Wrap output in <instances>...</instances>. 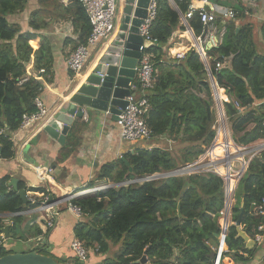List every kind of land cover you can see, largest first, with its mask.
Here are the masks:
<instances>
[{
    "label": "trees",
    "instance_id": "1",
    "mask_svg": "<svg viewBox=\"0 0 264 264\" xmlns=\"http://www.w3.org/2000/svg\"><path fill=\"white\" fill-rule=\"evenodd\" d=\"M50 1L41 0V4ZM52 1L54 12L63 9L64 14L71 15L77 29L81 30L74 48L87 44L92 27L80 0ZM175 3L181 14L188 13L190 0H176ZM27 4L28 0H0L2 160L15 158L16 149L11 133L18 130L23 115L37 111L35 99L43 90L37 75L44 70L43 75L50 77L54 64L51 43L37 33L45 26L38 20V13L31 15L29 24L35 32L23 31L8 19L22 14ZM181 22L188 32L191 33L193 29L196 36L205 29L198 12L187 23L169 0H157V15L150 33L158 42L146 48V53L153 57L156 71L154 86L147 96L150 103L147 122L153 133L148 140L150 148L137 149L123 159L105 165L100 171L99 180L111 179L112 182L122 183L176 171L180 166L197 161L205 152L207 156L203 157H208L209 151L205 147L209 148L215 138L217 147L222 144L225 147L223 152L226 150L224 153L230 155L241 151L240 146L249 147L264 141V56L258 52L254 42L253 26L246 25L237 31L233 25L224 24L226 32L222 45L208 52V62L218 86L225 90L229 98L223 108L221 99L216 97L219 110L216 134V130L212 129L217 121L216 103L204 62L194 49L182 60L168 56L176 36L186 31ZM174 48L171 51L173 56L180 46ZM229 59L230 66H225ZM218 62L224 64L223 69H216ZM134 84L136 92L141 94L142 84L138 78ZM228 121L235 143L230 137ZM174 144L179 149L174 150ZM234 163L244 166L242 160H237L212 169L225 173ZM225 178L229 184L233 183L231 176ZM9 182L8 177L0 178V240L9 219L10 239L23 242L29 234L32 235L30 239L42 238L41 243L46 241L42 243L44 249L33 251L53 257L49 250L51 230L47 227V219L42 218L38 223L36 217L28 219L22 215L30 208L41 207L43 201L30 200L24 204L17 192L9 187ZM93 185L91 183L90 187ZM25 186L24 182L20 183L19 190L26 189ZM42 193L45 196L49 194L45 190ZM234 199L235 204L231 196L228 199V194L226 198L224 180L213 173L183 175L112 188L71 202L81 209L84 216L75 225L74 238L81 241L89 253L93 251L106 256L100 264H142L145 254L146 264H214L219 248L217 236L222 234L220 219L226 203L227 209L222 219L224 230L230 226L225 224L230 214L233 224L225 240L229 251L224 253L223 258L230 256L239 264H248L259 248L246 249L245 241L238 237L235 223L243 207V230L254 239L258 227L264 222L262 217L252 214L253 205L264 201V150L250 161ZM24 224L25 230L22 229ZM113 247L118 249L115 255L110 256ZM71 251L74 258L61 259L59 263L87 264L78 260L72 248ZM8 254L13 253L0 245V257Z\"/></svg>",
    "mask_w": 264,
    "mask_h": 264
},
{
    "label": "crops",
    "instance_id": "2",
    "mask_svg": "<svg viewBox=\"0 0 264 264\" xmlns=\"http://www.w3.org/2000/svg\"><path fill=\"white\" fill-rule=\"evenodd\" d=\"M208 2L210 7H224L235 12L234 19L227 21L221 19L220 23L222 25H233L237 31L246 25H252V34L257 50L264 56V0H208ZM122 3L123 0H118V15ZM170 3L175 5L174 8L180 14L181 11L174 1L170 0ZM53 5L52 0L44 5L41 4V0H29V4L22 14L8 18L11 23L19 25L23 31L35 32L29 24L31 15L38 13V20L45 25L37 33L44 36L51 43L54 64L50 77H46L40 72L37 75V80L43 84V90L39 97L48 108L49 113L54 111L59 100L69 90L72 82L78 78L79 80L83 79L82 75L74 77L67 65V59L79 41L81 30L77 29L76 22L71 15L64 14L63 9L54 12ZM45 6H48L47 8L50 11ZM181 23L184 25L183 22ZM185 28L184 33L176 36L174 47L180 46V48L174 56L179 53L187 54L194 48L193 36L196 34L191 27V33L188 32L186 26ZM187 33H189L188 36H185ZM99 47L100 44L93 50L92 55ZM174 47L170 49L171 55V51L175 49ZM184 48L187 49L184 50ZM230 60L226 61L225 66H230ZM90 62L91 58L85 70ZM224 96L227 101L228 96L225 94ZM39 125L29 131L12 133L16 149L15 158L12 160L0 159V178L8 177L10 181L11 179H17L19 184L24 182L28 198L32 202L37 200L44 202L45 198L49 196H54L56 200H60L70 193L81 192L89 188L91 183L95 185L97 182H112L111 179H98L100 171L105 165L117 162L128 154L135 153L137 149L150 148V145L146 142L133 143L125 141L122 138L119 126L110 113L96 112L90 115L89 118L79 121L80 131L72 148H60L55 141L41 134V125ZM227 125L230 137L234 142L229 121ZM28 144H32V146L27 150ZM261 145L262 142H257L248 147L251 153H249L246 161L250 162L263 151L260 149ZM237 183L238 180L235 179L232 187L234 193ZM43 190L49 194L45 196L42 193ZM231 198L233 200V196ZM35 209L30 208L22 215L27 216L28 219L36 217L37 222L40 223V219L45 218V213L35 212ZM57 213L58 218L48 237L50 251L59 259L74 258V253L71 251V245L75 239L74 228L78 222L83 220L84 216L79 219L68 208L67 204H61ZM229 220L231 221V214ZM25 227L26 224L22 226V229L25 230ZM38 240L41 241L42 238ZM45 242V240L42 241V243ZM15 243L17 242L14 241L13 244ZM258 248L259 250L250 264H264V243ZM105 259L106 256L97 255L90 251L87 264H100Z\"/></svg>",
    "mask_w": 264,
    "mask_h": 264
},
{
    "label": "built area",
    "instance_id": "3",
    "mask_svg": "<svg viewBox=\"0 0 264 264\" xmlns=\"http://www.w3.org/2000/svg\"><path fill=\"white\" fill-rule=\"evenodd\" d=\"M173 1L175 3L176 0ZM80 3L83 6L89 18L92 27V32L88 37L87 44L79 45L72 53H70L67 59L68 68L74 74V77L80 75L85 70L87 64L90 61L93 50L99 44L105 41L111 34L117 32L118 11H119L118 0H80ZM173 6L175 7V5ZM209 7H210V3L208 2V0H190L188 13L186 15L180 13V15H182L188 23V19L192 18V16L196 12H198L201 22L204 25L205 29L203 33L199 36L196 35L193 36V42H194L193 49L197 51L200 58L205 64L215 98V92H214V87L212 85L211 77L215 80L217 90L222 91L224 94H225V90L218 86V83L213 75L211 66L208 62V52L214 49H218L222 45L226 30L224 25H220L221 24L220 20L222 19L224 21H227L229 19H234L236 14L234 11L224 7H213V6H211L210 8ZM156 15H157V0H152L150 7L148 9V16L143 21L139 29L140 35L144 40V43L139 50L142 54V57L140 59L139 66L137 68V72H138L137 78L140 80V83L142 84V93L139 94L136 92L137 88L134 83H131L129 85L133 93L128 98V106L121 111V114L118 115V120L116 121L117 125L121 130L122 138L128 142L143 143L150 140L153 136L152 130L150 129L147 122V116L150 110V103L147 96L149 91L154 86V80H155L154 75L156 71L153 63V57L150 54L146 53V48L150 45L157 44L158 42L155 38L152 37L150 33L151 26L155 21ZM185 56L186 53H179L176 56H173L172 58L177 60H182L185 58ZM223 68H224L223 63L218 62L216 64V69L220 70ZM41 73L43 74L44 70H42ZM227 101L225 99L222 100L223 108H224V103ZM215 103L217 107L216 110H218L216 99H215ZM35 105L37 107V111L35 113L23 115L18 130L12 132L13 134L17 132H25L32 130L35 128V126L41 124L46 119V117L49 115V110L40 97H37L35 99ZM236 105L238 106V104ZM3 132L5 133L6 131L4 130ZM262 145H264V143H262ZM240 147H241L240 148L241 151L234 153L233 155L230 156V158L232 160H237V159L242 160L244 168L242 170L243 171L242 174L239 176V178L242 179L250 163L246 161V158L248 157L249 153H251V151L249 150L248 147H243V146ZM213 154L214 153H212V155ZM222 157H223L222 159H220L219 157L215 158L213 155V159L215 160L211 159V161L208 163L206 167L208 168L209 173L217 174L224 180L225 196L227 198V193H226L227 180L225 179V177L218 174L216 171H213L215 169H212L215 167V165L227 164L228 157L226 156V154L224 153ZM189 165H190L189 167L192 168L191 173H193L194 169L198 167L196 166L197 163L189 164ZM182 169H187V168L185 166ZM191 173H187V174H191ZM152 177L153 176H147V177L137 178L131 181L125 180L119 184H115L114 182L113 183L97 182L94 186L86 188L81 192L70 193L63 199L57 200L51 205H46V202L48 201L49 198L47 197L45 198L42 206L39 207L38 209H35L36 210L35 212L45 213V218L47 219L48 222L47 227L48 229L51 230L55 226L56 219L58 218L57 210L61 204H67L68 208L71 209L73 213L80 219L81 217H83V213L80 208L74 207L72 205L71 202L74 199L84 196L95 195L97 193L110 190L112 188L128 187L134 184H143L145 182H152L153 181ZM234 196L235 193L233 194V200H234ZM224 211H226V209ZM224 211L222 213L221 219L224 218ZM252 214L256 217H262L264 221V201L260 204L253 205ZM6 223L7 224L10 223L9 219L6 220ZM232 224L233 223L231 220L230 226ZM220 225L222 228V234L224 233V231H226L227 234L230 226L226 230H224L222 222H220ZM254 241L256 242L258 247L263 244L264 222L258 227V234L255 236ZM71 247L72 250L75 252V255L78 258V260H80L83 263L88 262L89 250L84 246V244L81 241L75 239ZM224 247H226V243L224 242L223 244V242L219 240V248L217 251V257L215 259L214 264H221L223 255L224 253H226Z\"/></svg>",
    "mask_w": 264,
    "mask_h": 264
},
{
    "label": "water",
    "instance_id": "4",
    "mask_svg": "<svg viewBox=\"0 0 264 264\" xmlns=\"http://www.w3.org/2000/svg\"><path fill=\"white\" fill-rule=\"evenodd\" d=\"M151 1L123 0L118 15L117 32L111 34L100 44L99 49L91 57L90 65L80 74L83 79L79 80L78 78L72 82L69 90L59 100L54 111L49 113L40 124L41 134L55 141L60 148H72L80 131L79 121L89 118L90 115L96 112L110 113L112 118L117 121L118 115L128 106V98L133 93L129 85L134 83L138 77L137 68L142 57L139 50L144 43L139 29L148 16ZM215 90L217 91L216 85L214 87L216 99L217 93ZM31 146L32 144H28L27 150ZM261 150H264V145L261 146ZM189 166H186L187 169L155 175L152 180H162L191 173L192 168ZM9 187L17 192L24 204L30 201L27 191L25 189L19 190V181L17 179H11ZM56 201L54 196H49L46 205H51ZM225 206V209H227L226 203ZM244 213L245 211L242 207L235 227L238 231V237L245 241L246 249L251 251L257 247V244L242 228L241 222ZM2 216L8 218L10 215ZM10 228L11 225L8 224L3 229L6 239H9ZM226 237V231L222 235L217 236L223 244ZM224 249L226 252L229 251L227 246ZM141 263H147L146 254L142 258ZM0 264L61 263L57 262L53 257L41 254L40 251H31L0 257Z\"/></svg>",
    "mask_w": 264,
    "mask_h": 264
},
{
    "label": "rangeland",
    "instance_id": "5",
    "mask_svg": "<svg viewBox=\"0 0 264 264\" xmlns=\"http://www.w3.org/2000/svg\"><path fill=\"white\" fill-rule=\"evenodd\" d=\"M28 4H29V0H28ZM27 4V5H28ZM168 56L171 58V59H173L172 57V55L170 54V51H169V53H168ZM30 71H31V69H30ZM216 109H217V107H216ZM225 111V110H224ZM216 112H217V121H216V125H214L213 126V131H215L216 129L218 130V126H219V113H218V110H216ZM225 115H226V113H225ZM227 118V117H226ZM227 120H228V118H227ZM215 140H216V138H215ZM262 143H264V141H261ZM146 143H149L148 141L146 142ZM174 150H177L176 148H178L179 149V146L178 145H176V144H174ZM206 148V151L208 150L209 152V154H208V157H203L204 155L205 156H207V153L205 154L204 153V155L203 156H201L197 161H195V162H192L191 164H194V163H197V165L196 166H198L196 169H194V172L193 173H191V174H185L186 176H188V175H192V174H206V173H209L208 172V168L206 167L207 165H208V163L211 161V159H213V155H214V157L215 158H220V159H222L223 157H221L222 155H224V152H223V150L225 149V147L222 145V144H219V146L217 147V143H216V141H214V143L212 144V147L210 146L209 148L208 147H205ZM214 148V149H213ZM212 153H214L213 155H212ZM232 155V154H231ZM230 155V153H227L226 154V156L227 157H229V156H231ZM213 160H215V159H213ZM237 160H240V159H237ZM237 160H232L230 157L228 158V162H231V161H237ZM216 166H218V165H215V167ZM234 166V167H233ZM184 167V165L183 166H180L179 168H178V170H182V168ZM243 168H244V166H242L241 164H239V163H234L232 166H230L228 169H229V171H227V172H225V173H223L224 171H216L218 174H220V175H222L223 177H227V176H231V178H232V181H233V183L232 184H229L228 183V180H227V178H225L226 180H227V185H226V187H227V190H226V193L228 194V199H229V197L231 196H233V189L234 188H232L233 187V184H234V181H235V179H236V181L238 180V183H237V186H236V189L235 190H237V188H238V186H239V182L241 181L240 179L241 178H239V176L242 174V170H243ZM163 174H167V173H163ZM162 174V175H163ZM226 174H227V176H226ZM217 175V174H216ZM245 175V174H244ZM244 177V176H243ZM242 177V178H243ZM163 180V179H162ZM157 181H160V180H157ZM115 184H119V183H116V182H114ZM118 188H120V187H118ZM236 192V191H235ZM230 194H232V195H230ZM47 196V195H46ZM236 203V200L234 199L233 200V204H235ZM63 206V205H62ZM61 206V207H62ZM41 213V212H40ZM220 222H222V219L220 220ZM243 228V227H242ZM30 238H32V235L31 234H29V235H26L25 236V241H23V242H20L19 240H15V239H6L5 238V236H4V234L2 233L1 234V240H0V245L1 246H3L5 249H6V251H8V252H11V253H23V252H29V251H33V250H43L44 249V247H43V244L39 241V240H36V239H30ZM17 242V243H15V244H13V242ZM264 243V242H263ZM262 246V245H261ZM72 248V247H71ZM225 248V247H224ZM118 249V247H113V249H112V251H111V253H110V256H112L113 254L115 255V252H116V250ZM50 250V249H49ZM51 252V251H50ZM51 255V254H50ZM53 258L57 261V262H60L61 261V259H59V257H54V255H53ZM234 260V258L233 257H224L223 259H222V262H221V264H239V263H236L235 261H233ZM233 261V262H232ZM248 264H250V262H248Z\"/></svg>",
    "mask_w": 264,
    "mask_h": 264
},
{
    "label": "bare ground",
    "instance_id": "6",
    "mask_svg": "<svg viewBox=\"0 0 264 264\" xmlns=\"http://www.w3.org/2000/svg\"><path fill=\"white\" fill-rule=\"evenodd\" d=\"M170 1V0H169ZM185 20V19H184ZM212 79V83H213V85H214V87H215V80L213 79V78H211ZM216 91V90H215ZM216 93H217V98H219V99H221V102H222V100L223 99H226V97L224 96V94H223V92L222 91H219V90H217L216 91ZM230 223V220H227L226 222H225V224L226 225H228Z\"/></svg>",
    "mask_w": 264,
    "mask_h": 264
}]
</instances>
